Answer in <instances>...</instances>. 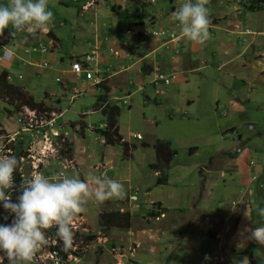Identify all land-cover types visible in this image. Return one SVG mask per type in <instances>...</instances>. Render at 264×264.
<instances>
[{"label":"rangeland","instance_id":"rangeland-1","mask_svg":"<svg viewBox=\"0 0 264 264\" xmlns=\"http://www.w3.org/2000/svg\"><path fill=\"white\" fill-rule=\"evenodd\" d=\"M85 1L74 0L76 2L74 10L49 9L54 15L50 29L59 37L61 46L51 47L49 43L46 46L48 52L53 49L58 51V54H62L59 57L46 56L44 62L50 68L43 67V65L41 69L34 68L33 77L28 74L26 65L21 62L12 65L9 69V75L13 79H17L20 75L19 82L23 84L22 88L26 89H24L26 94L32 96L34 101L40 102L42 107L31 110L23 106L19 112L15 113V116L22 120L23 125L31 123L32 127L26 130L23 128L19 134L2 133L0 155L13 156L16 148H21L23 153L19 158L20 167L17 171L22 184L24 179L30 178L33 172H39L50 178L63 171L69 176L77 175L82 180L90 172L101 177L106 175L124 185L127 195L123 199H111L104 202L89 201L86 211L80 214L73 228V242L82 257L76 264H158L157 261L162 258L164 259L162 263L160 261V264H191L196 258H203L206 249L204 245L196 247L193 244L185 250L187 242L184 238L179 240L182 250L171 258L160 255H137L146 241H158L160 247L167 242L166 236H162L158 231L159 235L154 233L166 222L157 221L148 215L150 204H157L159 200L164 205H168L170 203L167 200L168 194L180 191L187 213L179 216V220L169 219L168 224L182 230V226L188 225L187 221H194L191 206L193 202L199 201L200 191L193 201L191 193L194 187L199 186L200 182L197 180L205 166L204 158L217 148L229 149L232 152L235 146L231 149L230 146L233 140L237 139L238 133L251 138H254V134L257 135L258 131L264 135V111L249 109L243 113L233 114L228 108L224 101L225 96L228 95V87L220 83L218 77L220 70L214 68V65L216 67L222 63L230 64L229 62H238V59L232 58L233 55L225 58L217 43L218 39L212 38L211 35L206 44L201 46L203 49L201 54L207 64L208 52L220 49L219 54L216 55L218 61L212 64L213 67L188 74L189 77L186 79L188 84L182 82V77H184L182 66L178 68L172 64L166 54L179 56L178 53L183 50L180 44L177 47H171L179 36V29L176 30L175 27L172 29L174 22L170 20L172 15L170 10L174 7L177 9L184 2L183 0H100L98 6L94 4L92 9L96 14L95 24L102 29L103 25L107 28V32L103 30L104 33L102 32L97 38L104 45L109 44L111 40L116 44H125L127 50L112 47L111 55H108L109 63L106 66H95L97 72L94 81H86L74 76L72 72L70 73L72 59L78 57L75 55L71 57V53L76 50L80 51L79 47L82 42V45L86 46L87 53L93 57V62L97 64V58L90 49L94 37L92 29L88 27V21L93 18L85 14L78 15L80 4ZM243 1L248 3L249 0ZM89 2L91 4V0ZM209 2L207 7L210 20L224 22L225 18L236 17V11L226 7V0ZM83 6L87 7L84 10L90 7L86 4ZM261 10L251 15L254 21L250 23L257 24L258 28L264 26V9ZM166 19L171 24L164 27ZM152 20L157 22L155 26L152 25L154 23ZM137 21L142 22L144 26L138 28L135 25ZM76 22L82 23L85 36L82 37L76 30L74 26ZM224 25L225 23L222 26ZM247 25H250L249 22ZM128 28L130 30H127ZM171 35L177 37L171 40ZM16 37L19 38L20 34ZM105 37L110 39L105 40ZM143 45L145 48L142 52L136 49ZM8 46L11 47V43ZM150 46L154 49H149ZM156 55H158L157 58ZM158 58H164V60L158 63L160 62ZM126 63L129 67L125 66L121 69L120 66ZM149 67L151 69H148ZM147 69L150 70L148 75H146ZM172 69H178V71ZM223 69L222 67L221 70ZM152 72H156L155 75ZM202 73H207V81L202 82L203 85L199 84L198 87L197 83L203 81ZM157 74L162 77L157 78ZM69 77L71 80L75 77V84H67ZM163 79L168 80V83H164ZM98 80L101 84L108 86L107 96L120 108L118 124L121 133L119 134H122L123 140L129 143V146L123 150L118 146L105 144L98 131V129H105V117L101 112L93 109L96 97L102 94L101 89L94 85ZM149 80H152L151 85L148 84ZM195 89L198 91L193 94ZM127 90L131 94L129 97L126 95ZM194 95L198 97L194 98ZM191 98L194 99V103L186 105V101ZM5 108L6 106L0 101V123L3 119L8 120L16 125V129H19L18 120L16 121L13 114L9 118ZM143 114L156 122L155 135L145 134V130H148L150 126L147 128L143 126ZM51 119H54V123L50 129L47 122ZM232 122L238 123L235 126V132L227 129ZM255 126L257 132L253 134L245 132L246 128L254 130ZM51 132L58 135L53 136ZM44 133L51 136L49 142L44 140ZM137 133H140L143 139L132 138V135ZM159 140L169 142L173 152L171 160L164 169L167 178L171 180L169 185L166 183L157 185L158 174L154 175V170L149 166L151 164L166 166L164 160L156 155L154 145ZM65 143L72 148L70 154L68 151L65 154L61 152ZM245 144L246 142L243 146ZM255 159L256 163L264 162L256 156ZM190 183L192 184L191 191L187 188ZM135 193L137 201H128V196ZM200 202L206 207L200 208L199 213L203 216L208 206L206 201L204 203V199ZM223 202L220 204L221 210L223 206L229 204L226 199ZM213 204H216V201ZM133 205H137L138 209H133ZM260 206L261 204L254 205L256 209ZM169 209L175 210L171 207ZM112 211L129 212L131 214L130 226L128 228L101 226L100 215ZM235 211L233 219H235L234 215L238 214V211ZM5 215L6 211L0 205L1 222ZM254 217L258 219L257 221L263 220L257 212ZM13 219L11 215L10 222ZM234 226V221L230 220L227 223L224 242L218 245V251L214 257H209V261L212 262L209 264H239L245 256L249 264H264V246L252 241L243 248L240 255L235 252V249L228 247L227 242H229V235ZM171 233L176 234V231L172 229ZM87 236H94V239L87 241L85 239ZM48 239L50 240V237ZM53 244V241H49L43 246L34 257L32 264H50L48 250ZM4 264H7L6 260Z\"/></svg>","mask_w":264,"mask_h":264},{"label":"crops","instance_id":"crops-1","mask_svg":"<svg viewBox=\"0 0 264 264\" xmlns=\"http://www.w3.org/2000/svg\"><path fill=\"white\" fill-rule=\"evenodd\" d=\"M89 1L90 0H86L85 2L80 4V7L78 9L80 10V12H78V15L82 16V14H85L93 18L88 21V27L89 29H92V34L94 37V40L92 42L93 44L90 43V49L94 54V57L97 58V64L95 65L106 66L109 63L108 55H111L112 47L127 50V45L116 44L113 40H111L109 44L104 45L100 41V39H98L99 36H101L102 32H107V28H105L103 25L102 29L101 27H97V25L95 24L94 16H96V14L95 10L92 9V6L94 4H97L96 6H98L100 0H91V4H89ZM6 3L7 0H0V4ZM245 3L246 2L243 0H226V7H230L231 9L236 11V17L234 16L233 19L225 18L223 20L224 22L210 20L211 23L209 27L211 37L218 39L219 42L217 43H219V47H221V51L224 54L225 58H227L228 55H233L231 56L232 58L238 59V62H229L230 64L222 63L220 66L216 67L214 65V68H217L218 71L220 70V73L218 75L220 83L228 87V95L225 96L226 99H224V101L233 114L239 112L243 113L245 110L249 109L253 111H264V26L262 25L260 28H258L257 24H251L254 21L252 18L253 16L251 15H255L256 12H261L262 10H246L244 8ZM75 4L76 2H74V0H49V9L74 10ZM85 4L87 6H90L87 10H84L87 8L83 6ZM172 9L173 10H170L171 13L176 10V7ZM170 20L174 22L172 29L174 27L176 28V30L179 29L178 22L172 19V15L170 17ZM152 21L154 22V20ZM248 22L250 25H247ZM222 23H225V25L222 26ZM156 24V21L152 23L153 26H155ZM169 24H171L170 21L166 19L164 27L169 26ZM135 25L138 28L139 26H144L142 22L138 21L135 22ZM74 26L76 30L79 31V34L82 35V37L85 36V28L83 27L81 22H76ZM127 30L130 29L128 28ZM50 31L56 37V39L49 37L48 32L38 33L35 36L28 35L27 39H25L26 34L21 33L19 38L16 37V35L5 45L6 48L9 47L8 44L11 43V47L9 48L14 49L15 54L9 62L2 60V58L0 57V72L6 71L8 74V79L11 83L24 87L23 84L19 82V80L21 79L20 75H18L17 79H13L9 75V69L12 65H16L19 62L25 64L28 74L33 77L35 75L34 68L37 67L41 69L42 65L43 67L50 68V66H48V64L44 62L47 55H55L56 57L62 56V54H58V51H55L53 49H50V52H48L46 46L47 43H49L51 47L61 46L59 37H57V35L51 29ZM106 38H108V40L110 39L109 37H105L104 39L106 40ZM82 43L79 47L80 51H74V53H71V57L74 55L80 57L82 54L87 53L85 49L86 46H83ZM179 44L183 49L178 53L179 56L171 53H167L166 55L169 56L172 64H174L178 68L179 66H182L181 69L184 70V77H182V82H185L186 84H188V82L186 81V79L189 77L188 74L199 72V70H205L207 67H213L212 64L215 61H218L216 59V55L219 54L218 52L220 51V49H215L211 52H208L206 57L209 61L206 64V62L204 61V56L203 54H201V52L203 51L201 45H196L188 42L185 39H182L180 42L175 43L171 47H177V45ZM228 47L229 49H226ZM144 48L145 45L136 49H140L142 52V49ZM150 48L154 49L153 46H150L149 49ZM1 52L2 51H0V55ZM137 54H139V52H137ZM158 55H156L155 57L157 58ZM138 56H140V54ZM158 59L160 61L158 63H161V61L164 60V58ZM228 60L229 58L227 59V61ZM41 61H43V64L41 63ZM125 66H128V63L121 65L120 68L122 69ZM183 66L185 67V69ZM222 67L224 68L223 70H221ZM148 69H151V67H149ZM148 69L146 70V75L150 74V70ZM173 71L177 72L178 69ZM153 73L154 72H152V74ZM206 74L207 73H202L203 81H199L197 83L198 87L199 84L203 85L202 82L207 81L206 78L208 77V75ZM11 79H13V81ZM74 80L75 77L73 80H71L69 77V81L67 84H75ZM150 81L152 80H149L148 84H150ZM197 91L198 89H195L193 91V94H195ZM129 92L130 91L128 90L126 91V95L128 97L129 95H131ZM197 97L198 95H194V98ZM193 100V98L188 99L186 101V105L193 104ZM0 101L3 105L6 106L5 111L7 108H12L1 98ZM11 115L12 114H7L9 118ZM13 115L15 116V113ZM15 118L17 121L16 116ZM142 124L146 128L150 126L148 130H145V134L147 136H150L152 134L155 135V129L157 126L156 122H153L150 118L146 117V115L143 114ZM237 124L238 123L232 122L228 125L227 129L235 132V126ZM118 127L119 133H121L119 124ZM256 128V126L254 130L246 128L245 132L253 134L256 131ZM18 130L19 129H16V125L12 124L8 120L3 119L0 123V145L2 142V133L19 134ZM257 135L254 134L255 137L251 138L248 135H242V133H238L237 139L233 140L232 145L230 146V149L235 146L234 149H232V152L229 149L217 148L206 156L207 159L206 157L204 158V160L206 161L204 168L201 170L202 174H200L199 180H197L200 182L198 188L194 187V189L192 190L191 183L187 187L190 188V191L192 190V201L196 198L197 194L199 193L198 191H200V195L198 194L199 201L192 203L191 208H193L194 210H191L194 213V221H187L188 227L182 226V230H180L177 229L176 226H171L170 224H168L169 219L179 220V216L187 213V209L185 208L184 202L181 199L180 191L177 193L168 194L167 200L168 202H170L168 205H164L162 201L157 200V203L160 204L165 213L164 218H162L160 221H165L166 224L164 225L163 223V226H160L158 229H156L154 233L156 235H159L158 232H160L162 236H166L167 242L166 244H163L164 246L160 247L158 245V241H146L145 243H143L142 249H139L137 255H160L171 258L175 253H178L180 250H182L179 240L180 238H184L187 242V244L185 245V250H188V248L192 247L193 244H195L196 247L204 245V248L206 249L204 251L203 258L200 259L198 257L194 262L192 261L191 264H209L211 262V260L209 261V257H214L215 253H217L218 251V245L224 242V235L226 234L225 229L227 223L230 220L234 221L235 226L233 227L229 235V242H227V244L229 245L228 247L230 249H235V252L237 254L239 253L240 255L243 251V248L252 242L250 240H247L244 242L243 247H237L238 243L243 240V237L240 235L242 229L244 227L254 228L264 226V218H262V221H257L258 219H255L254 217L255 212L258 213V208L256 209L254 205L261 204L259 208H264V162H255V156L264 160V135L260 131H258ZM121 136L123 137L122 134ZM255 138H257L258 140H254ZM244 142H246V144L243 146ZM157 174L158 172H154V175ZM178 176H181V174H178ZM170 181L171 180L168 177L166 184L169 185ZM203 199L204 203L206 201L208 209H206L204 215L201 216L199 213L200 208H206L205 205L201 203L202 201L200 202V200ZM225 199L226 201H229V204L223 206V209L221 210L220 208L222 206H220V204H223V201H225ZM215 201L216 204H213ZM170 207L174 208L175 210H170ZM133 209L137 210L138 206L133 205ZM235 210L238 211V214H235V219H233V213H236ZM245 212H247L251 220L246 218ZM172 229L176 231V234L171 233ZM154 239L157 240V238ZM162 259L157 261L159 262L158 264H160V261L162 263Z\"/></svg>","mask_w":264,"mask_h":264},{"label":"clouds","instance_id":"clouds-1","mask_svg":"<svg viewBox=\"0 0 264 264\" xmlns=\"http://www.w3.org/2000/svg\"><path fill=\"white\" fill-rule=\"evenodd\" d=\"M208 3L209 0H184L172 13V19L179 25L178 42L185 39L203 46L210 39L211 21ZM53 19V12L49 10V0H7L6 4H0V36H3L9 28L12 29L9 32L10 36L15 37L23 33L26 34L25 39L28 35L47 33L50 31ZM0 51H2L0 57L6 62H9L15 54L14 49L5 48V45ZM86 54L89 53H84L80 57ZM80 57L72 59V63ZM81 79L84 80L82 77ZM100 84L101 82L94 83L95 86ZM17 120L20 133L25 124L23 125L22 120L19 121L18 118ZM137 135L140 137L137 138ZM132 138L141 140L142 136L133 134ZM18 166L19 161L15 156L0 155V205L3 206L6 214L9 213L14 217L10 224H1L0 221V264H4L5 260L7 264H32L36 254L49 243L48 237L54 242L49 249H56L62 253L57 240L47 234L53 228L56 229L55 234L64 243L65 248L70 247L75 250L71 253L75 252L81 259V253L73 242V228L80 214L86 211L88 202L123 199L127 195L121 182L106 175L101 177L90 172L82 180L77 175L69 176L63 171L50 178L39 172H33L30 178L24 179L20 194L13 202L14 176ZM132 196L136 199L132 200ZM127 200L137 201L136 193L129 195ZM257 211L258 215L264 218V208H258ZM147 213L157 221L165 216L158 203L154 205L151 203ZM5 216L3 219L7 220ZM245 216L251 220L247 212ZM240 235L243 240L238 243V248L243 247L247 240L264 246V226L244 227ZM55 246L59 247L55 248ZM239 264H249L248 258L243 257Z\"/></svg>","mask_w":264,"mask_h":264},{"label":"trees","instance_id":"trees-1","mask_svg":"<svg viewBox=\"0 0 264 264\" xmlns=\"http://www.w3.org/2000/svg\"><path fill=\"white\" fill-rule=\"evenodd\" d=\"M244 8L249 11L264 9V0H249L248 3L244 4ZM112 9L115 10V7L112 6ZM11 31L12 29L9 28L8 30L5 31L3 36H0V48H2L11 39L14 38L9 35V32ZM48 36L53 39H56V37L52 34L51 31L48 32ZM98 88L101 89L102 94H99L96 97V102L93 105V109L94 111L101 112L102 115L105 117V129L104 130L98 129V131L102 136L105 144L118 146L123 150L127 146H129L128 145L129 143L124 141L122 136L119 134L118 117L120 115V108L118 105L111 102L109 97L107 96V92L109 91L108 86H106L105 84H100L98 85ZM0 98L12 107L11 109L9 108L6 109V113L8 115L19 112L21 107L23 106H27L32 110L36 108L40 109L42 107V104L40 102L34 101L32 96L26 94V91L22 88V86L11 83L8 80V74L6 71L0 72ZM154 147L156 149V155L158 157H161V159L164 160V164L166 165V166L164 165L157 166V164L149 165L151 169H153L155 172H158L156 184L161 185V184H165L167 181V176H166L167 174H165L164 169H166L165 167H167L169 161L171 160L173 152L171 151L169 142H165V141L162 142L159 140L155 143ZM67 151L69 152L68 154H70L72 152V148L70 145L65 143L61 148V152L65 154ZM22 153L23 152L21 151V148H16L13 156H15L19 161V158L21 157ZM19 167H20V162L18 168ZM14 182H15L14 192L12 193L13 202L16 201V197L20 194V189L23 185L21 183V177L18 171L14 176ZM10 216L11 215L7 213L5 216L7 217V220H4L1 224H10ZM130 217L131 214L125 211L124 212L112 211V212L102 213L100 215V220H101L100 225L103 226L104 228H110V227L128 228L130 226ZM55 233H56L55 228L47 232V234L50 235L51 238L57 240L59 246H61L62 249L61 254L63 256H66L69 252H72L73 250L70 247L65 248L64 243L56 236ZM85 239L89 241L94 239V236H87ZM59 246H55V248H58Z\"/></svg>","mask_w":264,"mask_h":264},{"label":"built area","instance_id":"built-area-1","mask_svg":"<svg viewBox=\"0 0 264 264\" xmlns=\"http://www.w3.org/2000/svg\"><path fill=\"white\" fill-rule=\"evenodd\" d=\"M168 35H170V34H168ZM174 37H177V36L171 35V38H172L171 40H173ZM179 40H180V37L178 36L176 38L175 42H178ZM93 61H94L93 57L89 54H86L83 57H80L78 60H74L72 63V69H71L72 73H74L77 77H82L84 80L94 81L96 79L95 75H96L97 70L94 67ZM160 77H162V75H158L157 78H160ZM172 77H174V76H172ZM163 80H164V83H166V84L168 83V80H166V79H163ZM100 82L101 81L98 80L95 83H100ZM20 120L21 119H19V121ZM29 121H32V120L29 119ZM53 122H54V119H51L47 123L49 126H52ZM31 127H32L31 123H29V125H25L24 129L25 130L30 129ZM51 133L53 136H57V134H55V132H51ZM43 137H44V140H46L47 142H49V140L51 139V136L49 134L48 135L45 134V135H43ZM136 137L139 138L140 136L137 135ZM131 199L135 200L136 197L132 196ZM73 249H75V247H73ZM73 251H75V250H73ZM48 255H49L50 261H51L50 264H76L78 261H80V258L77 256V254L69 252L66 256H63L61 254V252L59 250H56V249H49Z\"/></svg>","mask_w":264,"mask_h":264}]
</instances>
